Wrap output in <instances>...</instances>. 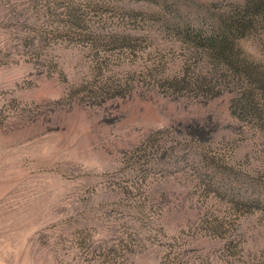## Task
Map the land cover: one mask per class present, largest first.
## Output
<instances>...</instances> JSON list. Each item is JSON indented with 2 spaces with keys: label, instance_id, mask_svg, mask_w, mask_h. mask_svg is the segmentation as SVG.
<instances>
[{
  "label": "rangeland",
  "instance_id": "374dc122",
  "mask_svg": "<svg viewBox=\"0 0 264 264\" xmlns=\"http://www.w3.org/2000/svg\"><path fill=\"white\" fill-rule=\"evenodd\" d=\"M241 3L0 0V264H264V85L186 38Z\"/></svg>",
  "mask_w": 264,
  "mask_h": 264
},
{
  "label": "trees",
  "instance_id": "16d2710c",
  "mask_svg": "<svg viewBox=\"0 0 264 264\" xmlns=\"http://www.w3.org/2000/svg\"><path fill=\"white\" fill-rule=\"evenodd\" d=\"M258 30L264 33V0H242L240 5L231 9L229 15L220 17L214 24H210L207 30L197 28L195 34H191L192 30H187L186 38L206 50L204 56L209 58V61L212 59L224 65L236 64L243 69L249 67L251 75L263 86L264 77L261 71L246 61L237 42ZM250 109V113L261 116L254 106H250Z\"/></svg>",
  "mask_w": 264,
  "mask_h": 264
}]
</instances>
